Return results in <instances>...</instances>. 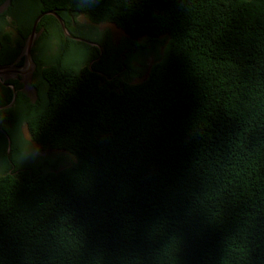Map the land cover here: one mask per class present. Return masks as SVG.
<instances>
[{
	"label": "trees",
	"instance_id": "16d2710c",
	"mask_svg": "<svg viewBox=\"0 0 264 264\" xmlns=\"http://www.w3.org/2000/svg\"><path fill=\"white\" fill-rule=\"evenodd\" d=\"M44 1L166 48L119 92L40 73L31 137L76 161L0 172V264H264V0Z\"/></svg>",
	"mask_w": 264,
	"mask_h": 264
},
{
	"label": "flooded vegetation",
	"instance_id": "af4514ba",
	"mask_svg": "<svg viewBox=\"0 0 264 264\" xmlns=\"http://www.w3.org/2000/svg\"><path fill=\"white\" fill-rule=\"evenodd\" d=\"M41 1L43 4L39 6L38 1L0 0V29L3 30L0 36V66L9 68L0 77V112L10 109L15 117L6 120L0 116V168L8 174L16 172V165L12 158L13 145L19 138L26 140V128L31 143L36 145L40 153L49 154L56 151L41 150L33 141L29 131L27 117L32 111L30 106L39 100L36 84L43 86L47 82L44 75L40 73H96L103 79L101 82L103 86L119 92L124 88L128 78V75L124 73L131 72L124 55L123 60L118 59L119 51L113 48V39H111L112 46L110 45V50L107 52L106 47L102 48L100 43L91 42L73 34L74 31L76 33L83 31L86 34L93 32L87 26L91 23L84 16L70 8L48 9L46 1ZM34 28H36L37 36L32 52L36 64L33 76V85L37 91L36 98L26 91L22 83L24 79L22 73L28 71L26 59L22 56L23 49ZM28 31H30L29 34L25 35ZM105 32L110 33V30L107 29ZM77 43L85 44L92 49L101 47L104 55L101 57L89 53L85 54L86 56L81 55L79 53L81 47H78ZM105 54L106 58L103 60ZM152 66L148 72L138 71L139 75L135 79L143 78L145 73L149 76ZM14 96V104L10 108H5L12 103ZM9 97L12 99L7 103ZM8 128L14 131V140ZM9 141H11L10 152H8ZM2 148L5 149L4 154L1 151Z\"/></svg>",
	"mask_w": 264,
	"mask_h": 264
},
{
	"label": "rangeland",
	"instance_id": "374dc122",
	"mask_svg": "<svg viewBox=\"0 0 264 264\" xmlns=\"http://www.w3.org/2000/svg\"><path fill=\"white\" fill-rule=\"evenodd\" d=\"M88 27L93 30L98 36L102 37L105 35V30H110L111 39H113V48L115 50H126L127 53H133L135 56V61L132 63V66L135 70H144L148 72L150 66L154 65L159 61V58L163 56L166 43L163 44V39L158 40L157 46L155 49H150V43L147 42L146 38H142V43L140 47L134 51H130L129 48L130 40L129 37L117 26L114 24L105 23L103 25H92L88 24ZM148 78V75L145 73L143 78H138L131 81L132 84H139L145 81ZM29 132L26 128V140H19L14 142L13 145V161L20 162L23 165H31L41 163L42 165L47 164L46 160L52 164H59L60 169L70 166L76 161L73 155H70L67 152L63 151H54L52 153H40L34 143H31ZM29 143L31 145H29ZM53 169V168H50ZM0 168V172H3Z\"/></svg>",
	"mask_w": 264,
	"mask_h": 264
},
{
	"label": "water",
	"instance_id": "95a60500",
	"mask_svg": "<svg viewBox=\"0 0 264 264\" xmlns=\"http://www.w3.org/2000/svg\"><path fill=\"white\" fill-rule=\"evenodd\" d=\"M64 29L66 30L65 26H64ZM36 37H37L36 36V28H34L30 37L27 39V42H26L24 49H23V55H22L23 57H25L26 64L28 66L27 73H22V75L24 77V79L22 80V83H23L26 91L30 92L33 96H35V98L37 96L36 95L37 91L33 85V76H34V71L36 70V64L34 62L32 52H33L34 44L36 41ZM0 48H1V43H0ZM100 50H101V55H102L103 49L101 47H100ZM8 69H9L8 67L0 66V77L3 76L4 72H6ZM14 102H15V96H14L12 103L5 108H10L14 104ZM10 150H11V141H9L8 152H10Z\"/></svg>",
	"mask_w": 264,
	"mask_h": 264
}]
</instances>
